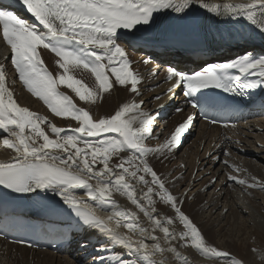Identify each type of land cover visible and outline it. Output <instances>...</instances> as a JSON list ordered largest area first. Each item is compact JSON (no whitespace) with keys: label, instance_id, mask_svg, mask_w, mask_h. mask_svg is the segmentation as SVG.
Listing matches in <instances>:
<instances>
[{"label":"snow or ice","instance_id":"6c2138e0","mask_svg":"<svg viewBox=\"0 0 264 264\" xmlns=\"http://www.w3.org/2000/svg\"><path fill=\"white\" fill-rule=\"evenodd\" d=\"M17 2L38 25L21 18L11 5L0 4V35L10 52L11 64L28 92L43 101L54 116L70 118L78 126L66 130L47 116L21 106L8 86L6 65L0 63V130L7 134L0 146L17 154L13 160L0 161V187L8 193L25 196L40 192L59 196L74 213V227L84 229V235L77 240L80 247L89 246L88 229L100 233L107 241L98 240L93 246L94 255L89 264H169V254L182 259L174 241L197 250L205 258L227 257L230 264H245L243 259H232L229 252L207 241L197 224L182 210L185 201L194 197L188 196V191L173 194L167 185L178 178L169 180L150 163V156L167 159L181 144L195 121L194 112L188 113L162 144L151 147L146 141L153 136L158 113L144 110L143 99L123 103L114 114L97 119L89 109L78 107L60 87H67L86 104H96L117 85L141 97L144 77L132 68L127 49L155 42L156 33L171 13L176 14L171 22L196 25L201 23L199 10H204L218 24L240 25L235 33H229L230 38L239 37L248 43L259 33L264 43V0ZM41 50L54 54L55 74L45 65ZM77 72L91 74L95 86L90 87L82 78H77ZM156 75L154 72L153 77ZM165 82L169 84L167 94L171 98H175L179 89L184 103L211 123H218L214 113L227 110L228 105L211 90L238 97L237 104L251 101L257 89L264 92V47L258 53L245 51L226 63L205 61L199 70L191 72L169 66ZM154 98L161 99L160 95ZM176 111L183 113L184 109ZM224 163L227 165L228 161ZM228 178L248 189L264 191V180L254 176L229 175ZM137 183L146 191L138 193ZM77 189H83L95 205L76 196ZM114 192L127 196L151 227L140 223L137 212L121 209L113 199ZM6 195L0 192V204H6ZM158 205L173 214L161 219ZM51 210L57 211L54 206ZM98 211L110 214L104 217ZM177 221L183 226L179 232L169 228ZM120 228L127 231L121 232ZM157 229L163 233L162 238L154 234ZM3 231L0 228V234ZM67 237L68 233L62 234V238ZM149 238L151 244L147 242ZM109 244L118 248L109 249ZM260 254L264 261V251ZM182 264H188V260L182 259Z\"/></svg>","mask_w":264,"mask_h":264},{"label":"bare ground","instance_id":"6f19581e","mask_svg":"<svg viewBox=\"0 0 264 264\" xmlns=\"http://www.w3.org/2000/svg\"><path fill=\"white\" fill-rule=\"evenodd\" d=\"M255 36L253 41L242 46L245 50L259 52L264 46L260 36ZM127 51L130 60L133 61L132 68L144 77L140 88L143 94L141 97H136L130 90L117 85L109 93L104 94L102 100H97L96 104H86L80 101L67 87L61 86L60 91L71 96L78 107L89 109L97 119L101 116L114 114L123 103L131 102L134 99H143L145 101L144 110L153 114L158 113L154 121L153 136L146 141L148 146L156 147L170 136L175 126L186 116V111L184 110L183 113L176 111L177 108H182L178 89L175 98H171L167 94L169 84L165 82L166 69L156 67L151 56H144L129 48ZM41 55L48 70L55 74L57 68L54 63L56 59L54 54L41 50ZM9 57L10 52L0 35V63L6 65L8 86L13 90L17 102L42 116H47L58 127L70 130L78 126L70 118L54 116L43 101L28 92L22 81L19 80ZM145 59L150 62L143 63ZM154 72L158 73L155 78L153 77ZM76 76L82 78L90 87L95 86L91 74L77 72ZM155 95H160L161 99L156 100ZM162 107L164 109L168 107V109L161 114L162 111L159 112V110ZM46 131H49L51 135L50 129L46 128ZM189 131H191V136L187 140L182 139L181 145L189 139L192 140H189L181 151H178V148L173 149L167 159L150 156V163L154 165L158 173L163 174L169 180L174 177L178 178L174 183L167 185L173 194L180 195L188 191V196L194 197V199L185 201L182 210L197 224L210 244L229 252L232 259H243L245 264H264L260 254L261 251H264V191L259 188L248 189L228 178L229 175H236L239 178L254 176L259 180H264V118L222 129L208 127L194 121ZM2 138H0V145H2ZM16 155L11 149L0 146V161L13 160ZM226 160L228 161L227 165L224 163ZM233 165L240 171L237 172ZM243 171L248 172L243 173ZM92 182L95 183V181ZM136 187L138 193L142 190L146 191L143 185L137 183ZM209 188L212 189L207 191ZM79 197H87L85 191ZM113 199L118 202L121 209L137 212L143 226L151 227L148 219L136 209L127 196L114 192ZM86 201L94 205L96 203L89 200L88 197ZM158 208L161 219L166 215L173 214L163 205H158ZM98 214L107 217L110 212L98 211ZM169 228L179 232L183 226L177 221ZM119 231L126 232L127 230L120 228ZM88 233L89 246L87 249L80 247L79 244L75 246L77 250L74 257L71 256L72 252L57 255L50 251H36L0 240V264H89L94 255L93 246L97 245L98 240L104 243L107 241L94 230L88 229ZM154 234L163 237V233L158 229ZM82 235H84V229H82L79 239ZM147 242L152 243L150 238ZM173 243L178 245L182 259L186 258L188 264H230L227 257L205 258L197 250L183 247L182 242L174 241ZM108 247L109 249L118 248L112 244H109ZM252 248H256L258 251L252 252ZM85 255H90L89 260L83 261ZM107 255L109 253H105V256ZM182 259H177L171 254L168 255L169 264H182Z\"/></svg>","mask_w":264,"mask_h":264},{"label":"rangeland","instance_id":"374dc122","mask_svg":"<svg viewBox=\"0 0 264 264\" xmlns=\"http://www.w3.org/2000/svg\"><path fill=\"white\" fill-rule=\"evenodd\" d=\"M253 135L256 136L255 134H253ZM189 140L191 141L192 139H189ZM189 140H188L186 143H188ZM255 140H256V139H255ZM186 143H185V144H186ZM261 143H263V142H261ZM185 144H183V145L180 144V145L177 147V148L179 149L178 151H181V150L183 149V147L185 146ZM258 146H259V145H258ZM253 147H254V146H253ZM257 148H258V147H257ZM253 149H254V148H253ZM217 165H218V164H217ZM217 165H216V166H217ZM216 166H215V167H216ZM247 172H248V171H243V173H247ZM211 189H212V188H209L207 191H209V190H211ZM257 193H260V192H257Z\"/></svg>","mask_w":264,"mask_h":264}]
</instances>
